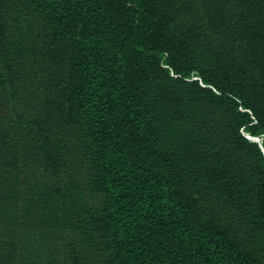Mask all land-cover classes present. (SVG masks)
I'll return each instance as SVG.
<instances>
[{
    "label": "trees",
    "instance_id": "trees-1",
    "mask_svg": "<svg viewBox=\"0 0 264 264\" xmlns=\"http://www.w3.org/2000/svg\"><path fill=\"white\" fill-rule=\"evenodd\" d=\"M0 264H264V0H0Z\"/></svg>",
    "mask_w": 264,
    "mask_h": 264
},
{
    "label": "water",
    "instance_id": "water-1",
    "mask_svg": "<svg viewBox=\"0 0 264 264\" xmlns=\"http://www.w3.org/2000/svg\"><path fill=\"white\" fill-rule=\"evenodd\" d=\"M248 138H250V137H248ZM253 140H255V139H253Z\"/></svg>",
    "mask_w": 264,
    "mask_h": 264
}]
</instances>
